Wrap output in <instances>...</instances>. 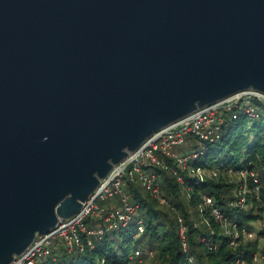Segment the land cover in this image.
Here are the masks:
<instances>
[{
    "label": "water",
    "instance_id": "obj_1",
    "mask_svg": "<svg viewBox=\"0 0 264 264\" xmlns=\"http://www.w3.org/2000/svg\"><path fill=\"white\" fill-rule=\"evenodd\" d=\"M264 93V0H0V264L159 130Z\"/></svg>",
    "mask_w": 264,
    "mask_h": 264
},
{
    "label": "trees",
    "instance_id": "obj_2",
    "mask_svg": "<svg viewBox=\"0 0 264 264\" xmlns=\"http://www.w3.org/2000/svg\"><path fill=\"white\" fill-rule=\"evenodd\" d=\"M165 162L171 164L167 159ZM218 164L234 170L241 167L253 169L259 177L258 199L254 195L248 196L246 208L233 207L230 205L235 199L232 186L221 178L198 183L196 179L180 172L186 185L191 188L190 199L187 200L181 185L172 174L156 169L160 189L172 207L170 209L153 199L138 181L123 179L122 191L128 195L130 203L138 206L137 218L141 219L143 227L139 237L133 239L136 229L135 223L131 222L126 228L107 232L100 239L91 238L92 247L86 245L87 238L82 235V251L68 252L63 243L57 242L56 245L54 241L47 247L48 264H126L128 255L135 249L151 251L158 264H240L237 262L239 259L244 264H261L253 262L252 255L257 251L264 255V230L260 226L264 218L263 117L257 120H250L242 115L236 119L226 118L218 143L205 145L193 166L210 169ZM202 195L210 196L214 200V205L220 209L231 226H235L239 234L245 228L252 230L255 238L243 241L240 237L234 246L230 245V238L222 235L218 223L206 212L198 211L197 206ZM118 204L119 199L116 205L107 208ZM177 217L181 218L185 226L186 251L182 249ZM204 220L210 224V229H207ZM93 222L92 219L85 220L88 226L94 224ZM201 237L215 245V249H208L201 242ZM146 258L148 257H143L142 262ZM130 264L137 262L134 260Z\"/></svg>",
    "mask_w": 264,
    "mask_h": 264
},
{
    "label": "built area",
    "instance_id": "obj_3",
    "mask_svg": "<svg viewBox=\"0 0 264 264\" xmlns=\"http://www.w3.org/2000/svg\"><path fill=\"white\" fill-rule=\"evenodd\" d=\"M225 115L231 119H236L239 115L250 120L264 118V93L255 90L238 92L221 101L197 109L185 118L154 133L139 148L128 154L119 164L113 166L108 175L100 181L95 191L82 203L77 214L60 220L57 227L50 233L37 236L31 245L21 255L16 256L10 264H48L47 247L52 242L56 241V245L57 242L63 243L68 252L82 251V235L87 238L86 245L92 247L91 238L100 239L105 233L126 228L131 222L135 223L136 230L132 237L136 239L143 231L142 222L137 218L138 206L130 203L128 195L122 191V181L123 179L138 181L153 199L172 209L160 189L159 179L155 173L156 169L171 173L181 185L182 193L187 200L190 199L191 188L186 185L180 172L196 179L198 183L221 178L226 184L232 186L235 199L230 205L240 209L246 208L247 197L254 195L258 199L260 191L259 177L253 169L241 167L234 170L223 167V164L215 165L210 169L193 166L204 147L201 150L193 148L190 151H173L175 147L181 146L185 142L187 136L197 138L205 145L218 143L226 120ZM166 159L171 164L165 162ZM116 197L119 199L117 206L104 208L97 204L98 201ZM197 207L200 213L206 212L211 219L218 223L222 235L230 238V245L234 246L240 237L243 241L255 238L253 231L245 228H242L239 234L235 226H231L220 209L214 205V200L210 196L202 195ZM262 215L264 216V211ZM86 219H92L94 224L88 226L85 224ZM177 221L182 249L186 251L185 226L181 218L177 217ZM206 224L207 229H210V224ZM260 226L264 230V218L260 222ZM209 231L213 233L211 230ZM200 240L208 249H215V245L209 243L205 237H201ZM143 257H152V252L135 249L128 255L126 264H130L134 260L137 264H141ZM252 260L255 263L264 264V255L257 251L253 253ZM237 262L244 264L241 259Z\"/></svg>",
    "mask_w": 264,
    "mask_h": 264
},
{
    "label": "rangeland",
    "instance_id": "obj_4",
    "mask_svg": "<svg viewBox=\"0 0 264 264\" xmlns=\"http://www.w3.org/2000/svg\"><path fill=\"white\" fill-rule=\"evenodd\" d=\"M225 118H229V116L225 115ZM204 145H205L204 142L198 140L197 138H191L187 136L185 137V142L181 146L175 147L173 151L174 152H182L185 150L190 151L193 148L201 150L203 149ZM219 157L222 158V155H220ZM117 202H118V198L116 197L113 199H108L106 201H98L97 204L99 207L107 208V206L116 205ZM142 264H158V263L154 260V257L152 256L151 258L144 259Z\"/></svg>",
    "mask_w": 264,
    "mask_h": 264
}]
</instances>
